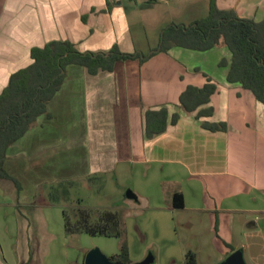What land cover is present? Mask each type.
<instances>
[{
	"label": "crops",
	"instance_id": "1",
	"mask_svg": "<svg viewBox=\"0 0 264 264\" xmlns=\"http://www.w3.org/2000/svg\"><path fill=\"white\" fill-rule=\"evenodd\" d=\"M144 1L159 6L165 0ZM188 2L172 13L162 10L153 30L141 22L135 31L130 8L136 6L148 23L154 11L137 0H0V94L13 73L33 63L32 48L52 41H69L80 52L107 54L116 46L124 53L148 56L118 61L113 71L96 74L68 65L61 89L48 104L51 116H38L35 126L7 150L5 168L18 177L20 188L6 179L0 183L11 184L18 197L31 196L42 184L90 177L120 162L146 165L152 178L143 189H129L134 196L126 197L147 200L151 225L144 230L158 238L176 237L177 244L161 253L141 244L135 254L133 228L122 220L131 264L149 254L152 263L161 258L186 264L177 221L190 229L208 226L221 258L241 249L246 264H264V216L245 219L248 242L241 244H236L233 217L264 214V103L239 82L228 81V47L173 46L157 52L166 26L189 25L208 14L210 0ZM215 2L240 18H264V0ZM207 84L215 87L208 101L188 112L182 94L188 86ZM161 108L167 109V128L147 137L146 112ZM175 113L179 118L173 123ZM204 123L223 128L210 129ZM176 193H182L183 206L174 204ZM24 247L29 253V243L24 241Z\"/></svg>",
	"mask_w": 264,
	"mask_h": 264
},
{
	"label": "trees",
	"instance_id": "2",
	"mask_svg": "<svg viewBox=\"0 0 264 264\" xmlns=\"http://www.w3.org/2000/svg\"><path fill=\"white\" fill-rule=\"evenodd\" d=\"M173 46H184L197 50L212 47H228L232 53L227 79L239 82L250 89L264 103V18L256 22L240 18L234 10H222L215 0H210V9L205 17L189 25L171 23L166 26L160 38L159 51L166 52ZM33 63L13 73L8 85L0 94V178L12 181L20 188L17 178L5 168L8 148L32 129L37 117L48 113V104L61 89L66 77L67 66L78 64L90 73L113 71L121 60L139 58V52L124 53L118 47L106 52H80L69 41H52L43 48L31 50ZM224 63V62H223ZM215 87L207 84L203 88L188 86L181 102L188 112L208 101ZM179 113L172 116L176 123ZM167 109L147 110L146 136L153 137L167 128ZM210 129H221L223 124H203ZM174 204L183 206L182 193L174 195ZM64 227L67 233H86L92 236H116L122 238L120 251L109 256L113 264H131L129 247L121 231L122 219L112 209L63 210ZM186 264H197L196 254L188 251Z\"/></svg>",
	"mask_w": 264,
	"mask_h": 264
},
{
	"label": "rangeland",
	"instance_id": "3",
	"mask_svg": "<svg viewBox=\"0 0 264 264\" xmlns=\"http://www.w3.org/2000/svg\"><path fill=\"white\" fill-rule=\"evenodd\" d=\"M137 1L139 4L143 3L144 8L154 11L147 16L148 23L141 19L140 14L138 15L139 10L136 6L130 8V19L135 31L141 26V22L147 24V31L149 28L153 30L152 22L157 20L162 10L172 13L189 3L188 0H165L159 6H153L152 3H146L144 0ZM148 2L152 1L148 0ZM165 2L167 5L164 4ZM149 33L152 37L155 34L154 31ZM148 174L152 172L147 170L146 165L134 167L128 162H120L115 167L90 177L74 176L52 185L42 184L35 194L29 196L20 193V198L16 188L14 190L11 184L0 183V264H84L86 254L94 247H99L108 256L118 253L122 238L66 232L63 210L71 213L72 209L77 210L80 207L118 211L124 223L130 222L133 228L132 250L134 249L135 254L141 249V244L149 245L150 250L154 248L160 253L167 245H176V237L158 238L156 232L152 234V230H144L145 226L151 225V219L148 217L149 209L146 206L147 200L134 202L126 197L127 191L131 188L136 190L145 188L152 178L151 175L147 176ZM19 203H21L20 208ZM260 216L264 214L256 213L248 216L245 213L234 214L236 244L248 242L244 232L248 229L245 219H258ZM138 226L142 228V232L139 231ZM176 227L181 244L187 252L192 251L196 254L197 264L223 263L225 258H221V253L216 250L212 241L213 233L209 231L208 226L199 224L190 229L177 221ZM24 241L29 243L27 254ZM245 258L248 262L249 252ZM152 264H176V261L168 259L163 261L158 258Z\"/></svg>",
	"mask_w": 264,
	"mask_h": 264
},
{
	"label": "water",
	"instance_id": "4",
	"mask_svg": "<svg viewBox=\"0 0 264 264\" xmlns=\"http://www.w3.org/2000/svg\"><path fill=\"white\" fill-rule=\"evenodd\" d=\"M126 195L133 197V193L128 190ZM154 260L152 254H149L144 259L134 262L132 264H151ZM84 264H113V261L106 255L99 247H94L85 256ZM222 264H246L243 251L238 249L230 254Z\"/></svg>",
	"mask_w": 264,
	"mask_h": 264
},
{
	"label": "flooded vegetation",
	"instance_id": "5",
	"mask_svg": "<svg viewBox=\"0 0 264 264\" xmlns=\"http://www.w3.org/2000/svg\"><path fill=\"white\" fill-rule=\"evenodd\" d=\"M176 24H177V23H176ZM162 33H163V32H162ZM161 35H162V34H161ZM158 47H159V45H158ZM158 47H157V49H156L157 52L159 51V48H158ZM169 49H170V48H169ZM169 49H168V50H169ZM159 52H162V51H159ZM140 56L145 57V56H147V55H140Z\"/></svg>",
	"mask_w": 264,
	"mask_h": 264
}]
</instances>
